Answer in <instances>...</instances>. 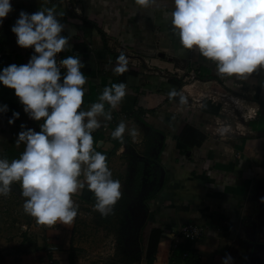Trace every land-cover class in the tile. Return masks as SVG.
<instances>
[{"label":"crops","instance_id":"obj_1","mask_svg":"<svg viewBox=\"0 0 264 264\" xmlns=\"http://www.w3.org/2000/svg\"><path fill=\"white\" fill-rule=\"evenodd\" d=\"M74 1L77 11L68 10L59 0H11L12 10L0 23V70L28 63L34 50L19 47L11 28L21 11L31 14L45 6L55 7L58 16L66 18L62 35L75 36L90 15L102 20V34L90 30L84 39V52L75 51L70 44L60 53L62 58L78 55L84 65V110L98 102L105 87L120 83L113 75L99 73L100 64L124 54L128 65L138 68L136 76L124 78L126 96L111 110L110 121L100 118L101 127L93 138L96 151L106 155L108 164L118 149L111 133L121 121L129 128L141 126L159 133L161 148L155 160L147 150L142 153V158L158 168L159 191L151 199L146 197L139 264H146L145 252L154 228L161 230V236L153 264H223L226 256L231 257L229 264H264V244L245 229L247 205L264 191V69L242 80L217 76L215 65L198 50L181 48L171 22L173 0H156L147 8L135 5L134 0ZM171 89L187 103L181 105L179 98H169ZM228 99L257 111L253 120L238 122L241 133L234 130V119L222 112ZM4 105L7 111L0 112V157L11 161L25 150L23 143L16 144L18 133L28 128L39 132L43 119H30L14 90L0 84V107ZM105 107L107 110L108 105ZM13 112H18L19 118L10 125ZM182 122L205 135L199 147L187 149L176 138ZM226 124L232 131L221 134ZM139 163L143 172L145 161ZM89 196L85 188L73 200L79 207H89ZM75 219L68 226H29L30 237L19 246L13 240H0V264H71ZM186 224L202 229L197 241L188 243L178 236ZM183 249L190 250L191 261L180 258Z\"/></svg>","mask_w":264,"mask_h":264},{"label":"clouds","instance_id":"obj_2","mask_svg":"<svg viewBox=\"0 0 264 264\" xmlns=\"http://www.w3.org/2000/svg\"><path fill=\"white\" fill-rule=\"evenodd\" d=\"M134 3L147 8L156 0ZM173 4L171 22L181 48L198 50L215 65L217 76L242 80L264 69V0H173ZM11 10V0H0V23ZM58 15L55 7L47 6L31 14L21 11L11 31L17 45L32 48L34 54L26 64L0 70V84L14 90L29 118L43 119L40 132L28 128L18 133L17 146L25 145L18 158L0 157V196H7L18 183L24 213L44 226L71 225L78 215L73 196L85 188L95 197L94 210L105 217L122 195L106 155L94 147L93 133L101 127V117L112 119L111 110L126 96L127 85L105 87L98 102L82 108L87 83L81 71L84 65L78 55L57 60L70 47L69 37L61 34L64 25ZM127 66L128 59L120 54L113 71L122 75ZM168 96H179L181 105L187 103L176 89ZM6 111V105L0 107V112ZM18 118L19 113L13 112L8 123ZM228 131L225 127L221 134ZM126 132L133 140L138 136L136 127L129 128L124 121L111 136L123 142ZM230 261L226 256L223 264Z\"/></svg>","mask_w":264,"mask_h":264},{"label":"rangeland","instance_id":"obj_3","mask_svg":"<svg viewBox=\"0 0 264 264\" xmlns=\"http://www.w3.org/2000/svg\"><path fill=\"white\" fill-rule=\"evenodd\" d=\"M133 127V126H131ZM130 127V128H131ZM135 140L126 132L123 142L118 143L117 153L108 167L114 179L121 184V197L126 199V210L110 225L95 224L93 205L79 207L74 223V248L71 249L72 264H139L141 259V234L145 221L148 197L158 185V168L153 160L158 153L160 141L151 137L148 129L136 127ZM149 140L152 145L147 149ZM146 151L151 160L142 158ZM145 161L142 177L135 178L138 160ZM141 173V174H142ZM7 196H0V240H13L19 244L29 239V226L35 219L23 211V198L19 185L11 186ZM264 191L258 193L246 208L245 229L249 236L264 244Z\"/></svg>","mask_w":264,"mask_h":264},{"label":"trees","instance_id":"obj_4","mask_svg":"<svg viewBox=\"0 0 264 264\" xmlns=\"http://www.w3.org/2000/svg\"><path fill=\"white\" fill-rule=\"evenodd\" d=\"M57 18L64 26H66L67 20L65 17L57 16ZM101 28H102V20L100 18L96 17L95 15H90L89 17H87L86 19H84L82 21L81 27L75 36H68L69 37V45L71 44L73 46L74 50L79 52V53L84 52L86 49V43H85L84 39H85L87 33L90 30H97V32L102 34ZM65 36H67V35H65ZM118 56L119 55H114L113 60L110 63L100 64L99 69H98L99 73L113 75L116 77V79L119 82H123L124 78L127 75H135L136 76L139 73V70L137 67H133L131 65H128L127 66L128 70L124 74L116 75L113 70L116 66V61H117ZM175 98H179V96H177ZM149 132L151 134V137L159 140V136H158L159 133L157 130L150 128ZM175 136L179 140V142L181 144H183L187 149L199 147L204 142V140L206 138L202 132H200L199 130H197L193 127L188 126L184 122L179 124L178 128L176 129ZM151 142L152 141L149 140V144H147V149L152 145ZM115 146H118V145L115 144ZM160 148H159V150H160ZM141 169H142V165L139 163L138 164V171L135 174L136 179H139V177L141 176ZM158 191H159V189H158V185H157V188L147 198H149V199L153 198V196H155L158 193ZM88 202L91 203L92 205H94V203H95V197L91 192H90ZM125 210H126V199L124 198V196H122L120 198V200L117 202V204L115 205L114 210L110 215L105 217V216H101L99 213H96L95 224H97V225L103 224V225L108 226L112 223V221L115 218H119V216ZM160 236H161V230L160 229L154 228L151 230L150 235H149V239H148L146 252H145L146 264H153V262L155 260L156 253H157V246H158ZM183 254H187V256L185 258H183L182 257ZM191 254L192 253L190 252L189 249H183L180 258L182 260L189 262L193 259V256ZM173 258L174 259L176 258V256L174 254H173ZM72 262H73L72 257H70V263L72 264Z\"/></svg>","mask_w":264,"mask_h":264},{"label":"built area","instance_id":"obj_5","mask_svg":"<svg viewBox=\"0 0 264 264\" xmlns=\"http://www.w3.org/2000/svg\"><path fill=\"white\" fill-rule=\"evenodd\" d=\"M59 2L68 10L77 11L76 3L74 0H59ZM0 45H1V33H0ZM60 59L63 58L61 54H58L57 60L59 61ZM222 112L226 116V118L234 119L235 121L234 130L238 133L243 132L242 125L238 124L240 120L246 123L247 121L253 120L257 115V111L255 109L241 107L239 106L237 100H232V99H228V103L227 102L223 103ZM224 122H222L221 125H223ZM222 127L224 128L227 127L230 130V125L226 124V126H222ZM40 131L41 129L39 126V132ZM177 233L178 236L184 241L195 242L201 237L202 229L191 224H186L181 226ZM186 256L187 254H183L182 257L185 258Z\"/></svg>","mask_w":264,"mask_h":264},{"label":"water","instance_id":"obj_6","mask_svg":"<svg viewBox=\"0 0 264 264\" xmlns=\"http://www.w3.org/2000/svg\"><path fill=\"white\" fill-rule=\"evenodd\" d=\"M164 173L163 171L160 172V177H159V183H162V179H163Z\"/></svg>","mask_w":264,"mask_h":264}]
</instances>
